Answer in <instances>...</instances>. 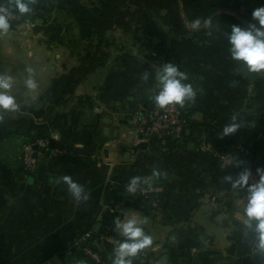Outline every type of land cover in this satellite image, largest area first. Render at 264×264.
<instances>
[{
    "label": "crops",
    "instance_id": "0c3cea01",
    "mask_svg": "<svg viewBox=\"0 0 264 264\" xmlns=\"http://www.w3.org/2000/svg\"><path fill=\"white\" fill-rule=\"evenodd\" d=\"M207 2L248 26L261 0ZM101 4L34 0L31 13L0 32V74L15 77L12 93L20 105L0 115L29 121L23 128L0 126V264H113L106 238L123 237L115 220L125 213L144 221L153 237L141 250L147 256L133 264H264L255 226L245 223V193L233 188L239 166L220 158L237 151L235 160L249 164V183L259 179L264 83L255 81L264 70L249 73L232 58L229 31L198 33L209 23L194 27L187 20L189 32L182 35L144 2L131 0L126 20L106 34L102 64L58 104L71 69L102 59L96 36ZM169 62L187 73L183 82L195 92L180 105L187 120L183 137L136 145L132 116L150 106L158 73ZM29 75L38 88L28 89ZM233 124L236 130L225 134ZM35 134L51 149L36 153L29 169L22 148ZM64 175L78 181L88 199L69 191L59 179ZM134 176L148 179L137 186L150 193L127 191ZM89 251L99 252L102 262Z\"/></svg>",
    "mask_w": 264,
    "mask_h": 264
},
{
    "label": "clouds",
    "instance_id": "9594fccd",
    "mask_svg": "<svg viewBox=\"0 0 264 264\" xmlns=\"http://www.w3.org/2000/svg\"><path fill=\"white\" fill-rule=\"evenodd\" d=\"M34 0H15L13 5L18 14L31 13L33 11ZM251 16L253 22L248 26L239 23H232L230 31L227 33V39L230 44V51L233 59L241 61L242 65L249 73H260L264 70V0H261L259 6L252 10ZM206 23H211L207 20ZM200 20L193 22V26H198ZM10 13L7 8H0V32H8L10 29ZM29 73L33 70L28 69ZM187 73L181 72L174 63H166L158 73L157 87L158 93H154L153 100L157 107L164 108L169 105H184L186 98L195 95L191 83L185 84ZM16 79L9 74H0V110L15 111L20 105L17 103L16 96L12 89ZM24 83L28 89L38 88L37 81L29 75ZM238 125H229L224 129L225 134L234 132ZM259 179L249 183L251 170L242 172L234 184L233 188L239 187L245 193L246 203L244 204V213L247 217L245 223L249 226L254 224L258 234L259 247L264 249V168L258 167ZM67 184L69 191L76 197L88 199V194L83 193V186L71 175H64L59 178ZM144 180L146 184L148 179L140 176L131 178V183L127 186L130 192H135L138 183ZM228 179H231L229 176ZM115 223L121 236V240L114 248L115 257L113 264H133V258L137 257L141 250H144L153 244L152 235L148 234L142 226L144 221L135 215L125 213L124 218H116Z\"/></svg>",
    "mask_w": 264,
    "mask_h": 264
},
{
    "label": "trees",
    "instance_id": "16d2710c",
    "mask_svg": "<svg viewBox=\"0 0 264 264\" xmlns=\"http://www.w3.org/2000/svg\"><path fill=\"white\" fill-rule=\"evenodd\" d=\"M131 0H102L101 6L98 8L99 24L96 28V36L98 40L99 50L102 54V59L91 65L74 67L70 71V82L65 88L63 97L57 102L61 104L67 101V96H72L75 89L79 83L95 68H97L104 61L107 53L103 48L105 43L106 34L109 30L113 29L119 20H126L129 3ZM145 3L147 8L152 10L164 24L168 25L172 30L178 32L179 34L185 35L189 32V27L187 20L191 23L200 20V24L206 23L207 20L216 14V16L211 20V23L206 27L197 30L198 33H207L212 30L213 27H221L227 31H230L232 23L241 24L236 18L227 14H220L221 6L212 5L207 2V0H137ZM13 26V22H10ZM242 25V24H241ZM10 26V27H11ZM264 83V77L259 76L255 84L260 86ZM53 111V107L49 108V113ZM29 121L26 118L10 119L0 115V126L7 125L11 128H23L28 125ZM189 123V122H188ZM41 137L40 134L31 135L24 139L26 143L36 142ZM51 149L48 147L42 148V152ZM225 151L223 153L230 152L233 154L236 160L238 157V152L232 150ZM237 153V154H236ZM249 168L248 165H241L238 171H244ZM120 239H125L119 237ZM109 249H114L111 243H107Z\"/></svg>",
    "mask_w": 264,
    "mask_h": 264
},
{
    "label": "built area",
    "instance_id": "2783aa9c",
    "mask_svg": "<svg viewBox=\"0 0 264 264\" xmlns=\"http://www.w3.org/2000/svg\"><path fill=\"white\" fill-rule=\"evenodd\" d=\"M0 8H7L9 10L10 22L16 23L20 19L19 14L8 2L0 0ZM159 90L160 89L157 87L155 93H158ZM132 123L136 133V145H141L145 142H149L155 137L181 138L183 137V133L187 126V120L180 105L173 104L164 108H159L156 106L153 99L148 108L138 109L134 112L132 116ZM37 145L38 148H35V145L33 143H25L23 145L22 159L29 169H32L36 163L35 154L40 153L42 148L46 147V143L44 140H38ZM56 151L62 152L63 150L57 149ZM220 158L227 164H235L237 166L243 165V161H236L233 154H231L230 152L221 153ZM244 171H241V173ZM251 179L252 173L249 182H251ZM128 185L129 184L126 185V189L131 194L138 193L147 195L151 191L147 187L137 186L135 192H130L127 187ZM106 240L115 248L122 239L118 238L117 236L110 235L106 238ZM89 254L98 262H102V260L104 259L99 252L89 251ZM138 255L146 257L147 252L141 251Z\"/></svg>",
    "mask_w": 264,
    "mask_h": 264
},
{
    "label": "water",
    "instance_id": "95a60500",
    "mask_svg": "<svg viewBox=\"0 0 264 264\" xmlns=\"http://www.w3.org/2000/svg\"><path fill=\"white\" fill-rule=\"evenodd\" d=\"M28 13L22 14V16H27ZM34 141V140H33ZM35 148H38V145L35 144ZM36 155V154H35Z\"/></svg>",
    "mask_w": 264,
    "mask_h": 264
}]
</instances>
